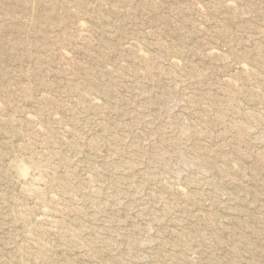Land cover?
I'll return each mask as SVG.
<instances>
[{
	"label": "rangeland",
	"instance_id": "rangeland-1",
	"mask_svg": "<svg viewBox=\"0 0 264 264\" xmlns=\"http://www.w3.org/2000/svg\"><path fill=\"white\" fill-rule=\"evenodd\" d=\"M0 264H264V0H0Z\"/></svg>",
	"mask_w": 264,
	"mask_h": 264
},
{
	"label": "bare ground",
	"instance_id": "bare-ground-1",
	"mask_svg": "<svg viewBox=\"0 0 264 264\" xmlns=\"http://www.w3.org/2000/svg\"><path fill=\"white\" fill-rule=\"evenodd\" d=\"M213 50H214V49H213ZM213 50H212V51H213ZM222 54H223V53H222ZM143 56H144V55H143ZM170 61H171V60H170ZM121 63H122V62H121ZM240 65H241V64H240ZM244 66H245V65H244ZM141 72H142V71H141ZM225 78H226V77H225ZM97 99H98V98H97ZM97 99H96V100H97ZM94 100H95V99H94ZM53 116H54V115H53ZM30 179H31V178H30ZM29 185H30V184H29ZM51 194H52V193H51ZM35 218H36V217H35Z\"/></svg>",
	"mask_w": 264,
	"mask_h": 264
}]
</instances>
